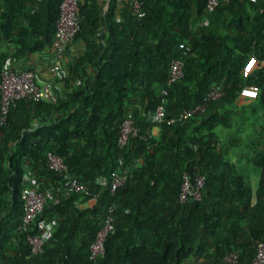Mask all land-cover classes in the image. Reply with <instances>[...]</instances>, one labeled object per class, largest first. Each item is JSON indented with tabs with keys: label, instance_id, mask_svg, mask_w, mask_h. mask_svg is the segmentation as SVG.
<instances>
[{
	"label": "trees",
	"instance_id": "1",
	"mask_svg": "<svg viewBox=\"0 0 264 264\" xmlns=\"http://www.w3.org/2000/svg\"><path fill=\"white\" fill-rule=\"evenodd\" d=\"M60 2L0 0V70L14 57L52 51ZM118 2L104 9L105 0H78L73 41L85 50L68 70L91 69L87 81L57 100L18 99L0 124V264H227L233 250L237 264H247L264 239V65L248 74L243 66L251 55L264 58V0H219L211 12L206 0H142V16L124 0L123 17ZM191 8L194 25L182 13ZM175 57L185 59L184 76L169 87L159 123L151 114ZM246 84L259 91L242 104ZM214 86L222 95L207 99ZM198 103L204 111L166 121ZM128 113L137 132L121 146ZM47 151L63 158L84 192L58 190L63 176L48 166ZM25 163L35 187L51 193L38 216L57 218L38 253L19 227ZM247 163L254 183L242 170ZM114 169L127 178L111 191L98 177ZM183 171L204 175L199 199L179 200ZM108 214L114 229L90 258Z\"/></svg>",
	"mask_w": 264,
	"mask_h": 264
},
{
	"label": "built area",
	"instance_id": "2",
	"mask_svg": "<svg viewBox=\"0 0 264 264\" xmlns=\"http://www.w3.org/2000/svg\"><path fill=\"white\" fill-rule=\"evenodd\" d=\"M255 1V0H253ZM219 0H206V10L213 11L218 5ZM132 7L138 16L144 14L142 0H132ZM79 9L78 0H61L59 5V16L56 22L54 33L53 49L60 55L68 45L74 40L75 34L79 28ZM203 24L208 23V17H204ZM17 59L11 60L13 66H4L0 70V124L4 123L7 113L12 105L18 99H50L53 95L54 83L52 79H47L39 83L36 79L35 72L31 69H20L15 64ZM261 63L264 65V58L259 61L254 55H251L243 66V71L248 74L254 67ZM185 59L175 57L169 64L167 78L160 89V99L155 111L151 114L153 120L162 122L165 119V104L169 87L184 76ZM53 71L59 69V65H53ZM259 88L256 84H246L241 87L239 97L253 99L258 96ZM222 95V88L214 86L207 93L208 98H217ZM205 109L204 103H198L192 108H184L176 115L166 119L168 123L176 119H185L191 117L196 112H202ZM137 127L131 113H128L122 120L119 129L118 141L121 146L125 145L128 138L135 135ZM47 164L50 168L59 171L63 178L58 190L65 192H84L86 185L73 175L67 173V165L63 158L51 151H47ZM24 210L21 216L20 229L25 232V238L30 245L32 253L42 251L45 243L51 238L56 231L57 218L54 214L39 217V213L50 196V191L40 190L35 187L37 180L31 176L28 164H24ZM66 172V173H65ZM182 181L178 198L184 202L189 199H199L201 197V188L204 183V175H196L192 179L188 172L181 173ZM127 178V170H111L109 175L98 177L101 184L108 185L111 191L124 183ZM111 210V208H110ZM114 229V218L108 214L104 219L101 227L96 231L92 240L90 249V258H95L104 251V239L107 234ZM239 253L236 250L230 251L224 255L223 261L227 264H237ZM247 264H264V239H260L255 244V255Z\"/></svg>",
	"mask_w": 264,
	"mask_h": 264
},
{
	"label": "crops",
	"instance_id": "3",
	"mask_svg": "<svg viewBox=\"0 0 264 264\" xmlns=\"http://www.w3.org/2000/svg\"><path fill=\"white\" fill-rule=\"evenodd\" d=\"M157 1V0H155ZM110 0H105L104 9L109 6ZM124 0H119L117 5V17L124 16ZM183 15H190V25H194L196 22V16L194 8L190 10L182 11ZM85 50L84 43L80 40L72 41L66 50L58 55L54 49L50 53L42 52L40 54L33 53L30 55L21 56L18 59L16 66L20 69H31L35 72L36 79L39 83L47 79H52L54 83L52 99L57 100L62 97L63 94L69 92L75 85L83 84L87 81L91 75V69L87 68L85 72L69 73L68 67L80 54ZM53 65H59L58 71H53ZM61 68V69H60ZM70 75L74 77V80H66L64 76ZM67 78V77H66ZM56 114H51L54 116ZM158 132V126H153L152 133ZM197 262V261H196Z\"/></svg>",
	"mask_w": 264,
	"mask_h": 264
},
{
	"label": "rangeland",
	"instance_id": "4",
	"mask_svg": "<svg viewBox=\"0 0 264 264\" xmlns=\"http://www.w3.org/2000/svg\"><path fill=\"white\" fill-rule=\"evenodd\" d=\"M60 69H61V68H60ZM247 100L249 101L250 99H248V98H246V97H239L238 102L243 104V103L247 102ZM236 106H240V105L237 104ZM220 134L223 135V132L221 131ZM254 169H255V168H253L249 163L245 164V166H244L243 169H242V170H244V172L246 173V175L251 179V183H254L255 180H256V179L253 178L254 173H255ZM256 170H257L258 172L260 171L258 168H257ZM243 174H244V173H243ZM244 175H245V174H244ZM186 264H198V263L196 262V259L194 260V258H193V259H191V260H188V261L186 262Z\"/></svg>",
	"mask_w": 264,
	"mask_h": 264
}]
</instances>
